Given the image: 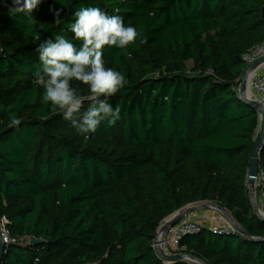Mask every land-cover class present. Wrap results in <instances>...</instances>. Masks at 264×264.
<instances>
[{
  "label": "trees",
  "instance_id": "trees-1",
  "mask_svg": "<svg viewBox=\"0 0 264 264\" xmlns=\"http://www.w3.org/2000/svg\"><path fill=\"white\" fill-rule=\"evenodd\" d=\"M10 6L0 0V217L12 237L29 240L6 247L0 264H198L167 260L152 241L166 217L202 201L264 237L246 185L260 120L238 94L242 56L264 40V0H44L31 19L10 17ZM50 7L62 9L59 23ZM83 7L122 17L148 40L104 48L105 67L128 83L109 98L119 120L87 139L51 114L33 75L41 66L34 34L79 47L69 26ZM12 115L18 127H9ZM174 252L205 264H264V240L203 225Z\"/></svg>",
  "mask_w": 264,
  "mask_h": 264
},
{
  "label": "clouds",
  "instance_id": "clouds-1",
  "mask_svg": "<svg viewBox=\"0 0 264 264\" xmlns=\"http://www.w3.org/2000/svg\"><path fill=\"white\" fill-rule=\"evenodd\" d=\"M44 0H12L8 8L9 16L23 14L33 18ZM54 20L59 23L62 9L50 7ZM75 20L69 26L79 47L64 35L55 39L41 40L39 33L33 40L38 41L35 48L40 67L34 72V82L44 88L41 101L50 105L51 114H61L70 121L78 133L85 139L95 133L102 122L114 125L120 118V106L113 107L109 98L123 89L128 81L124 74L113 68L105 67L103 50L106 46L127 49L139 40V44L148 43L147 37L132 25H125L122 17L109 16L98 7H83L74 13ZM0 51H3L0 49ZM131 58V52L127 53ZM88 86V94H82L72 86V81ZM85 103L88 104L84 108ZM83 109V110H82ZM44 115L41 119H48ZM21 119L10 117L9 127H18ZM34 264H40L36 257Z\"/></svg>",
  "mask_w": 264,
  "mask_h": 264
},
{
  "label": "built area",
  "instance_id": "built-area-1",
  "mask_svg": "<svg viewBox=\"0 0 264 264\" xmlns=\"http://www.w3.org/2000/svg\"><path fill=\"white\" fill-rule=\"evenodd\" d=\"M263 57L264 40L243 54L242 59L245 63L244 71L251 63ZM247 90L249 92V97L256 100L264 107V60L259 62L252 70H250L247 78ZM255 197L260 199L262 209H259L262 215H264V170L258 169L255 180ZM9 225L10 221L6 216L0 217V241L4 244L5 248L16 242L29 240L28 238L17 239L12 237L8 229ZM201 227L202 225L198 222L181 219L175 225L167 227L161 237H159L158 233L152 241V247L160 256H162L161 251L166 246V243L173 247L174 251H176L178 250L179 241L184 235L197 233ZM210 229L215 233H223L228 230H232L231 228H225L223 225H219L218 223H214ZM166 233L168 235L167 239L164 238ZM174 253L176 254V252Z\"/></svg>",
  "mask_w": 264,
  "mask_h": 264
},
{
  "label": "water",
  "instance_id": "water-1",
  "mask_svg": "<svg viewBox=\"0 0 264 264\" xmlns=\"http://www.w3.org/2000/svg\"><path fill=\"white\" fill-rule=\"evenodd\" d=\"M262 60H264V57L251 63L242 73L240 82H239L238 94H239V98L242 101H244L245 103L251 105L252 107L256 109L258 116H259V120H260L259 128H258L257 134L254 139L253 147L251 149L250 162H249V166H248L247 174H246V185L248 189V198H249L254 214L264 220V215H262V213L260 212V209L255 200V180H256V175L258 172L259 154H260L262 145L264 143V107L260 103H258L256 100L251 99L249 95L247 94L248 74L250 70H252ZM211 206L220 210L226 216V218L228 219L232 227L235 229V231L238 232L240 235L245 236L251 240H259V241L264 240V237L256 238V237H253L250 233H248L241 225L237 223V221L232 217V215L230 216L227 214L226 212L227 209L221 206L220 204L212 203ZM196 208L197 207L191 206V207H187L186 209H183L182 211L178 210L175 213L171 214L168 221L162 223V225L158 227L155 233V236H157V234L162 229H166L169 226L175 225L177 222H179V220L183 216L187 215L188 213L193 212L194 210H196ZM40 243H42L41 239H37L35 237L30 238L31 245H36ZM4 249H5L4 244L0 241V263H1L2 256H3ZM161 254L167 260H190L198 264H205L204 262L194 259L193 257L187 254H182V253L167 254L163 251H161Z\"/></svg>",
  "mask_w": 264,
  "mask_h": 264
},
{
  "label": "rangeland",
  "instance_id": "rangeland-1",
  "mask_svg": "<svg viewBox=\"0 0 264 264\" xmlns=\"http://www.w3.org/2000/svg\"><path fill=\"white\" fill-rule=\"evenodd\" d=\"M188 67H190V63H188ZM255 200L257 201V204L259 206L260 209H262L261 207V201L260 199L255 197ZM214 202L211 201H202V202H197V203H193V204H189L183 208H181L179 211H182L183 209H186L187 207H197L196 210H194L191 213H188L187 215L183 216L181 219H186V220H196V221H201L202 225L211 228V226L214 223H218L219 225H223L225 228L228 229H232L235 231V229L232 227V225L229 223L228 219L226 218V216L217 208L212 207L211 204ZM227 214L231 216V213L226 210ZM170 216L166 217L162 223L168 221ZM190 217V218H189ZM180 219V220H181ZM161 223V225H162ZM167 233L164 236V238L167 239ZM163 252L167 253V254H172L174 253V249L173 247H171L169 244L166 243V246L162 249Z\"/></svg>",
  "mask_w": 264,
  "mask_h": 264
},
{
  "label": "bare ground",
  "instance_id": "bare-ground-1",
  "mask_svg": "<svg viewBox=\"0 0 264 264\" xmlns=\"http://www.w3.org/2000/svg\"><path fill=\"white\" fill-rule=\"evenodd\" d=\"M247 94L249 95V92L247 90ZM165 229H162L160 232H159V237H161L163 235V232H164Z\"/></svg>",
  "mask_w": 264,
  "mask_h": 264
},
{
  "label": "crops",
  "instance_id": "crops-1",
  "mask_svg": "<svg viewBox=\"0 0 264 264\" xmlns=\"http://www.w3.org/2000/svg\"><path fill=\"white\" fill-rule=\"evenodd\" d=\"M190 218V217H189ZM193 221H195V222H198L199 224H201L202 225V223H201V221H196V220H193ZM204 226V225H203Z\"/></svg>",
  "mask_w": 264,
  "mask_h": 264
}]
</instances>
